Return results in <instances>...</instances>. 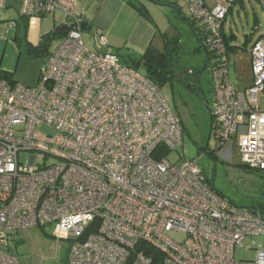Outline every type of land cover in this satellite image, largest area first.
Returning <instances> with one entry per match:
<instances>
[{
  "label": "built area",
  "instance_id": "built-area-1",
  "mask_svg": "<svg viewBox=\"0 0 264 264\" xmlns=\"http://www.w3.org/2000/svg\"><path fill=\"white\" fill-rule=\"evenodd\" d=\"M187 1L216 58L217 149L235 141L244 165L264 171V34L251 48L253 83L240 91L222 34L239 0ZM77 2L21 3L22 18L61 12L68 29L36 85L0 79V264H22L15 233L47 225L71 242L67 264H264V240L252 242L254 258L236 257L245 240L264 239V215L214 190L197 160L172 161L183 125L164 88L125 64L101 30L86 42Z\"/></svg>",
  "mask_w": 264,
  "mask_h": 264
},
{
  "label": "rangeland",
  "instance_id": "rangeland-1",
  "mask_svg": "<svg viewBox=\"0 0 264 264\" xmlns=\"http://www.w3.org/2000/svg\"><path fill=\"white\" fill-rule=\"evenodd\" d=\"M232 11L224 24L228 36L232 34L236 36L232 42L238 46L230 52L233 62L230 80L237 89L244 90L253 77L252 45L260 34L264 33V0L263 2L244 0L242 5H236ZM184 12L189 17L190 11L187 7ZM51 19L48 17L46 23H49ZM170 19L169 33L181 37L183 47L179 60L181 70L188 72L189 69L195 71L202 69L201 86L196 92L176 80L173 83H167L164 87V93L171 107L183 123V144L173 152L171 159L177 161L182 154L184 157L180 160H197L213 187L228 201L240 207L264 210V171L254 170L244 165L235 141L218 150L216 139L212 134V115L208 101L210 102L212 97L211 67L216 58H209L192 28L180 17L176 15L175 18L171 14ZM57 38L49 42V49L59 41L60 38ZM84 38L89 43L90 33L85 32ZM36 60L44 61V57ZM207 64L208 67L204 69ZM259 101L264 107V93L259 96ZM213 153L215 155H212ZM263 240V237L245 240V248H238L236 257L238 259L254 258L256 252L250 246H253V241L260 244ZM70 244L68 240L55 238L53 225H47L15 233L10 247L11 251L19 256L22 264H67Z\"/></svg>",
  "mask_w": 264,
  "mask_h": 264
},
{
  "label": "crops",
  "instance_id": "crops-1",
  "mask_svg": "<svg viewBox=\"0 0 264 264\" xmlns=\"http://www.w3.org/2000/svg\"><path fill=\"white\" fill-rule=\"evenodd\" d=\"M139 1L146 7L144 13L128 0H78L76 11L89 23L92 32L101 30L107 36L112 49L117 52L140 55L145 53L151 45L157 49H163L165 41L172 36L181 39L180 35L169 33L170 16L172 14L176 18L177 15L189 25L184 12L185 7L190 11L187 0H170L177 4L181 10L180 13L175 10V7L162 5L152 0ZM206 2L212 5L213 0H206ZM21 3L22 0H7L6 7L0 9V70L11 73L16 83L36 85L44 61L20 55L15 38L26 36L30 43L38 46L44 34L63 25L65 15L59 12L51 17L49 23H46L48 18L25 19L20 16ZM243 3L244 0H239L236 5ZM9 21L17 22L15 30H7ZM226 30L224 25V33L228 36ZM230 45L235 49L238 48L232 41ZM252 83L253 77L246 89L240 91H246ZM195 84L198 91L201 86L199 76H196Z\"/></svg>",
  "mask_w": 264,
  "mask_h": 264
},
{
  "label": "trees",
  "instance_id": "trees-1",
  "mask_svg": "<svg viewBox=\"0 0 264 264\" xmlns=\"http://www.w3.org/2000/svg\"><path fill=\"white\" fill-rule=\"evenodd\" d=\"M128 1L131 4H133L136 8H138L142 13L146 11V7L141 1L139 0H128ZM152 1L159 4L161 3L162 5L175 7V10H177V12L179 13L181 11L178 8L177 4L170 0H152ZM185 19L192 28L195 36L200 40L201 45L205 48L206 35L203 31V27L198 22L193 20L192 16L189 17L186 16ZM222 34L227 44L228 51L230 53L233 49H235L234 46L231 47L230 42L232 40H235L236 36L235 35L227 36L224 33V24H223ZM15 40L18 43L20 55H24L25 57L30 59L43 58L48 55L49 46L41 48L39 45L38 46L33 45L26 39V36H22L20 38L16 37ZM182 50L183 47H182L181 39L179 37H174V38H169L165 41V45L163 49H157L151 45L145 53L140 55L129 54V53L125 54L121 52L118 53L123 59V62L125 64L140 70L146 77H148L154 83L159 85L161 88H164L167 83H173L176 80L182 82V84L184 85H187L191 91H196L197 90L196 89L197 84H195L196 76L200 77L202 73V69L198 71H195L193 69L192 74L188 72H183L181 70V67L179 66V60L181 58ZM205 50L208 53L209 58L214 57L206 48ZM207 67L208 64L204 66V69H206ZM0 79H4L11 84L16 83L11 73L2 70H0ZM197 81L199 80L197 79ZM212 155L215 154L213 153ZM206 181L214 190H216L207 177H206ZM253 210L264 215V210H258L257 208Z\"/></svg>",
  "mask_w": 264,
  "mask_h": 264
},
{
  "label": "water",
  "instance_id": "water-1",
  "mask_svg": "<svg viewBox=\"0 0 264 264\" xmlns=\"http://www.w3.org/2000/svg\"><path fill=\"white\" fill-rule=\"evenodd\" d=\"M81 27L84 31H90L91 27L89 26V23L87 21L82 22ZM68 27L66 25H61L57 27L56 29H53L52 31L44 34L41 38V42L39 43V46L41 48H44L48 46L49 42L52 39H55L58 36L64 35L67 31Z\"/></svg>",
  "mask_w": 264,
  "mask_h": 264
},
{
  "label": "flooded vegetation",
  "instance_id": "flooded-vegetation-1",
  "mask_svg": "<svg viewBox=\"0 0 264 264\" xmlns=\"http://www.w3.org/2000/svg\"><path fill=\"white\" fill-rule=\"evenodd\" d=\"M58 38H60V37H58ZM58 38H57V39H58Z\"/></svg>",
  "mask_w": 264,
  "mask_h": 264
}]
</instances>
